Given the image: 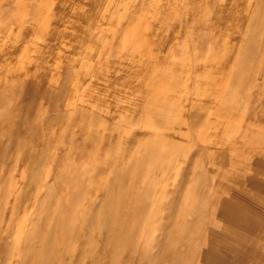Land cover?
<instances>
[{
  "label": "rangeland",
  "instance_id": "rangeland-1",
  "mask_svg": "<svg viewBox=\"0 0 264 264\" xmlns=\"http://www.w3.org/2000/svg\"><path fill=\"white\" fill-rule=\"evenodd\" d=\"M0 264H264V0H0Z\"/></svg>",
  "mask_w": 264,
  "mask_h": 264
},
{
  "label": "bare ground",
  "instance_id": "bare-ground-1",
  "mask_svg": "<svg viewBox=\"0 0 264 264\" xmlns=\"http://www.w3.org/2000/svg\"><path fill=\"white\" fill-rule=\"evenodd\" d=\"M251 168V167H250ZM249 180V179H248ZM251 181V180H250ZM248 182V181H247Z\"/></svg>",
  "mask_w": 264,
  "mask_h": 264
}]
</instances>
